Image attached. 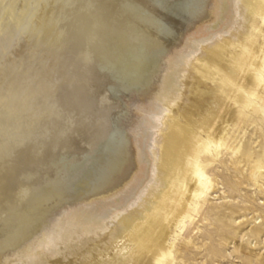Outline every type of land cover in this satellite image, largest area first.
<instances>
[{
	"label": "bare ground",
	"instance_id": "bare-ground-1",
	"mask_svg": "<svg viewBox=\"0 0 264 264\" xmlns=\"http://www.w3.org/2000/svg\"><path fill=\"white\" fill-rule=\"evenodd\" d=\"M181 96L186 125L167 120ZM263 124L264 0H0V264H174L211 148L239 138L236 155ZM25 151L93 164L31 175L12 167Z\"/></svg>",
	"mask_w": 264,
	"mask_h": 264
},
{
	"label": "rangeland",
	"instance_id": "rangeland-1",
	"mask_svg": "<svg viewBox=\"0 0 264 264\" xmlns=\"http://www.w3.org/2000/svg\"><path fill=\"white\" fill-rule=\"evenodd\" d=\"M254 33H256V31H254ZM239 42H241V40H236L229 45L230 57L239 54ZM194 65V62H192V66ZM224 68L225 65L223 64L221 69L217 70V73H220ZM185 76V86L188 88L192 80V74L190 73L188 75L186 73ZM73 83L77 82L73 80L70 86H75V89H69L67 92L70 94H67V102L69 101L68 106L72 108L75 107L74 109L76 112L78 111V113L82 109L89 118L93 117V113H95L94 111H96V109L91 107L93 106V101L89 99L90 92L88 91L89 89H86L88 87ZM212 85V82L209 83L208 88L210 89ZM70 86L68 87L71 88ZM216 87L219 89L218 86ZM76 88L81 92L79 93ZM82 90H84V93ZM69 98L72 101H70ZM81 99L84 100L81 101ZM188 100V102L185 101V96H181L176 105L168 107L167 120L171 122V120L173 121L178 118L183 121V115L185 113L187 114L189 110L194 109V105L192 106L191 104L193 100L191 98ZM62 102L64 104V101ZM198 112H200L199 109ZM182 124L186 125V122L183 121ZM254 130H256L257 134ZM254 130L247 133L244 138H242L243 134L240 135L241 142L238 147H241L239 149L240 152L236 155L231 153V148H234L237 143H239V138L236 143L230 146V150L228 151H215L212 147V153L209 154V158L211 159L201 164L202 170L211 182L210 193L205 195L204 198L197 203V209L192 215L194 217V222L192 224L188 221L186 222L185 232L183 231L178 237V241L175 242L174 252L178 255V258L174 264H177V262L178 264H264V133H261L259 127H256ZM231 134L232 132H230L229 136ZM243 146L246 148L244 149L245 153L242 157H239V154L242 153ZM82 150H86L87 156L90 155L88 149ZM54 152L52 151V153H50L52 156L50 155V158L47 157L48 160H46V162L41 161L39 164H36L33 163L27 155V153L31 152L25 151L20 155L21 161L18 160L12 167L14 169L17 167L18 171L31 175H40L46 172L54 173L53 171L60 168V171L64 170L67 174L70 173L69 176L71 177L73 175L79 177L80 172L85 171L93 164L92 161L85 166H83V164L77 166L74 164V159H72L75 155L72 156V158L69 156L74 152L66 153L67 156L64 155V152L60 153V155L62 154L61 156L56 154V151ZM250 155H257L261 159L259 166L262 167V170H256L255 163L252 162ZM55 161L56 163L59 161V164L52 163ZM24 162H26V165L29 164V166L23 164ZM252 170H254V172ZM81 177L83 178V176ZM75 178L72 183L69 182L64 192V196L68 198V200H72L73 197H75L74 195H76L75 193L78 191L79 183ZM231 212L233 215L230 214ZM187 243L191 245H187ZM185 244L189 246V248L187 247L188 249L185 248Z\"/></svg>",
	"mask_w": 264,
	"mask_h": 264
}]
</instances>
